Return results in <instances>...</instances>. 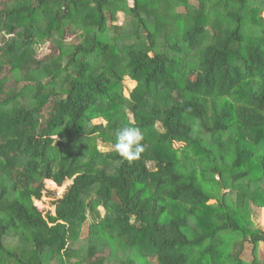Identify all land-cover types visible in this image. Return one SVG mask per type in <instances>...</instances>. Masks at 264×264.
<instances>
[{
    "label": "trees",
    "instance_id": "obj_1",
    "mask_svg": "<svg viewBox=\"0 0 264 264\" xmlns=\"http://www.w3.org/2000/svg\"><path fill=\"white\" fill-rule=\"evenodd\" d=\"M260 210L264 0H0V264H264Z\"/></svg>",
    "mask_w": 264,
    "mask_h": 264
},
{
    "label": "rangeland",
    "instance_id": "obj_2",
    "mask_svg": "<svg viewBox=\"0 0 264 264\" xmlns=\"http://www.w3.org/2000/svg\"><path fill=\"white\" fill-rule=\"evenodd\" d=\"M120 20L122 19V15L119 16ZM47 54V47L40 49L37 53V56L40 58ZM125 91L124 95L128 96V93L134 88L135 83L131 82L129 80L125 81ZM131 119V117H130ZM102 121L96 120L94 123H100ZM98 149L100 151L106 152L109 150L105 145L98 143ZM70 185L69 181H66L61 187H56L55 184H51L50 182H45V189L46 191L53 192L55 195L53 196H46L42 197L40 201H35V205L38 208L39 211H41L42 215H45L46 213H50V215H54L56 211V206L52 204L55 199H58L61 195H63L65 189ZM255 215V224H257L259 227L264 229V210L256 211L254 213ZM260 256H262V253L264 252V245H260L259 247ZM247 252H250L247 250Z\"/></svg>",
    "mask_w": 264,
    "mask_h": 264
},
{
    "label": "clouds",
    "instance_id": "obj_3",
    "mask_svg": "<svg viewBox=\"0 0 264 264\" xmlns=\"http://www.w3.org/2000/svg\"><path fill=\"white\" fill-rule=\"evenodd\" d=\"M142 130L137 127H124L115 138L114 150L123 159L131 162L140 159L144 152Z\"/></svg>",
    "mask_w": 264,
    "mask_h": 264
}]
</instances>
